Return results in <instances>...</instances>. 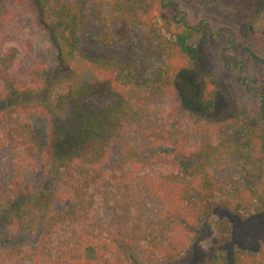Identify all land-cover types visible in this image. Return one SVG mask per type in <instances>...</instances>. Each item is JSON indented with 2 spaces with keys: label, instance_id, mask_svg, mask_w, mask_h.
<instances>
[{
  "label": "trees",
  "instance_id": "1",
  "mask_svg": "<svg viewBox=\"0 0 264 264\" xmlns=\"http://www.w3.org/2000/svg\"><path fill=\"white\" fill-rule=\"evenodd\" d=\"M37 1L59 63L31 80L0 66L1 256L17 264H173L216 210L242 219L262 211L263 130L167 109L194 50L188 29L158 25L160 0ZM90 16L103 42L128 38L138 22L161 65L150 74L131 59L87 56L80 32ZM217 89V80L204 81L206 112ZM94 96L116 103L95 108ZM34 115L46 121L40 129ZM227 226L218 227L222 244ZM218 257L264 264V249L238 248L232 262Z\"/></svg>",
  "mask_w": 264,
  "mask_h": 264
},
{
  "label": "rangeland",
  "instance_id": "2",
  "mask_svg": "<svg viewBox=\"0 0 264 264\" xmlns=\"http://www.w3.org/2000/svg\"><path fill=\"white\" fill-rule=\"evenodd\" d=\"M77 2L78 0H65ZM158 25L169 23L176 31L186 28L194 50L186 71L179 75L176 90L167 109L174 107L187 118L222 122L235 119L260 127L264 132V63L253 59L251 49L264 60V0H160ZM80 19V17H79ZM98 23L90 16L81 29V49L91 58L131 59L152 73L160 65L148 54L146 29L138 22L130 27V36L118 42L100 39ZM59 50L42 22L37 0H0V66L17 79L31 80L38 68L54 69ZM215 79L218 89L214 108L206 112L199 106L204 81ZM95 108L116 103L115 97H92ZM38 118V119H37ZM41 118V119H39ZM40 129L45 119L31 117ZM227 223V243L218 240L221 223ZM241 248L250 252L264 249V206L248 218L225 210H216L195 232V239L182 258L173 264H219L225 252L232 262ZM218 257V258H217ZM0 264H17L0 255Z\"/></svg>",
  "mask_w": 264,
  "mask_h": 264
},
{
  "label": "water",
  "instance_id": "3",
  "mask_svg": "<svg viewBox=\"0 0 264 264\" xmlns=\"http://www.w3.org/2000/svg\"><path fill=\"white\" fill-rule=\"evenodd\" d=\"M246 51L251 55L253 59H255L256 61L260 63H264V60L259 58L251 49L247 48Z\"/></svg>",
  "mask_w": 264,
  "mask_h": 264
}]
</instances>
